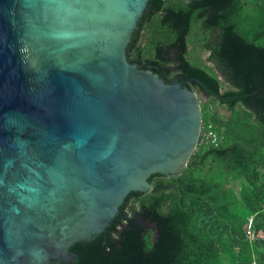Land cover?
Wrapping results in <instances>:
<instances>
[{"label": "water", "instance_id": "95a60500", "mask_svg": "<svg viewBox=\"0 0 264 264\" xmlns=\"http://www.w3.org/2000/svg\"><path fill=\"white\" fill-rule=\"evenodd\" d=\"M148 8L0 0V264H105L166 229L122 209L181 171L201 119L190 70L128 59Z\"/></svg>", "mask_w": 264, "mask_h": 264}, {"label": "trees", "instance_id": "16d2710c", "mask_svg": "<svg viewBox=\"0 0 264 264\" xmlns=\"http://www.w3.org/2000/svg\"><path fill=\"white\" fill-rule=\"evenodd\" d=\"M154 2L128 59L165 66V79L190 70L187 87L227 115L199 102L201 126L210 123L219 143L198 141L174 178L152 175L147 192L127 198L126 218L145 207L166 229L145 228L135 251L105 264H264V42H257L264 39V3L243 13V0ZM191 41L212 67L188 60ZM249 215L251 236L244 231Z\"/></svg>", "mask_w": 264, "mask_h": 264}, {"label": "rangeland", "instance_id": "374dc122", "mask_svg": "<svg viewBox=\"0 0 264 264\" xmlns=\"http://www.w3.org/2000/svg\"><path fill=\"white\" fill-rule=\"evenodd\" d=\"M243 1H244L243 11H242L243 13L252 12L254 10V5H253L254 2L257 4L264 3V0H243ZM191 37H193V35H191ZM257 42L261 44L264 42V39L263 38L258 39ZM187 50H188L187 58L190 62L192 63L200 62L209 67H212L211 64L206 60V52L199 49L197 46H194L192 41L187 45ZM218 78L222 80V78L219 75ZM194 92L198 103L206 100L207 102L211 103L212 107H214L218 115L221 116L227 115V110L222 105H219L215 101H212L213 100L212 97L206 96L204 92L198 89H195ZM231 186L233 189H236V181H232ZM147 229L151 231V233H153L152 226L147 227Z\"/></svg>", "mask_w": 264, "mask_h": 264}, {"label": "built area", "instance_id": "2783aa9c", "mask_svg": "<svg viewBox=\"0 0 264 264\" xmlns=\"http://www.w3.org/2000/svg\"><path fill=\"white\" fill-rule=\"evenodd\" d=\"M198 141L201 142V143H203V144H205V145H207V144L216 145L220 141V135L218 134V132H216L215 130H213V128H212V126H211L210 123H208L206 125V127L203 128L201 126V122H200V127H199L197 142ZM251 216L252 215H249L247 217V220H246V227H245V230L244 231H245V234L247 236H249V235L251 236V234H252V232L250 230Z\"/></svg>", "mask_w": 264, "mask_h": 264}]
</instances>
